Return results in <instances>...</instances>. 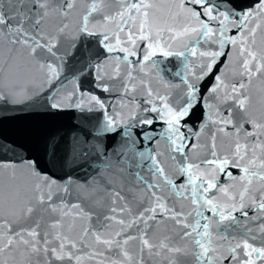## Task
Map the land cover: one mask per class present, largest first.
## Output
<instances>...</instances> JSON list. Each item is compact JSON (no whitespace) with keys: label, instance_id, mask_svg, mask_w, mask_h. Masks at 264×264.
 Masks as SVG:
<instances>
[{"label":"snow or ice","instance_id":"snow-or-ice-1","mask_svg":"<svg viewBox=\"0 0 264 264\" xmlns=\"http://www.w3.org/2000/svg\"><path fill=\"white\" fill-rule=\"evenodd\" d=\"M0 264H264V0H0Z\"/></svg>","mask_w":264,"mask_h":264}]
</instances>
